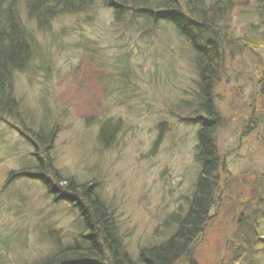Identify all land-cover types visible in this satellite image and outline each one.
<instances>
[{
  "label": "rangeland",
  "instance_id": "374dc122",
  "mask_svg": "<svg viewBox=\"0 0 264 264\" xmlns=\"http://www.w3.org/2000/svg\"><path fill=\"white\" fill-rule=\"evenodd\" d=\"M206 1L205 6L211 5L212 0ZM260 2L234 1L221 22L232 32V41H252L249 36L260 23ZM21 15L27 22L24 10ZM98 17L96 23L88 25L64 16L53 19L45 34L37 32L42 63L39 69L33 65L15 75L14 95L21 109L33 113L27 116L32 128L37 115L56 117L59 131L50 152L55 167L64 174L97 183L120 219L126 248L135 256L142 248L164 239L170 229L162 227V220L186 204L185 197L196 178L195 128L185 105L193 98L198 81L191 52L169 25L157 26L154 38L146 37V32L127 38L105 9L99 10ZM127 42L124 53L121 45ZM263 51L261 47L255 52L262 61ZM116 54L119 67L132 80L127 82L130 88L125 102L115 97L119 93L114 75L105 70ZM249 60L247 54L225 60L226 71L218 86L223 93L218 102L223 122L215 133L216 140L226 153L225 166L234 173L229 179L236 183L241 182L243 174L264 169V144L260 140L264 122L243 135L236 123L252 102L254 73ZM235 70L245 77L227 84L226 77L233 78ZM239 90L240 100L234 95ZM257 112L253 109L251 114ZM109 117H121L123 128L112 148L100 150L94 142L96 123ZM17 125L10 118L0 117V247L5 245V264H35L46 252L44 225L52 223L66 232L75 215L54 202L37 181L17 175L8 180V173L18 172L32 152ZM235 191L219 210L214 209L213 220L193 248L194 264H217L221 258L231 230L230 218L236 210L232 206Z\"/></svg>",
  "mask_w": 264,
  "mask_h": 264
},
{
  "label": "trees",
  "instance_id": "16d2710c",
  "mask_svg": "<svg viewBox=\"0 0 264 264\" xmlns=\"http://www.w3.org/2000/svg\"><path fill=\"white\" fill-rule=\"evenodd\" d=\"M234 1L212 0L211 5L205 6L206 0H0V117L10 118L11 122L18 124L16 129L32 147L26 163L18 172L10 171L8 180L17 175L37 181L52 195L54 202L63 204L75 215L66 232L52 223L44 225L46 252L35 264H194L188 260L187 247L198 234H205L213 220L214 217H208L209 208L214 206L219 210L234 190L232 206L236 210L230 218L231 230L217 264H264V169L251 174L239 171L245 175L241 182L237 181L239 183L229 179L231 176L234 178V173L225 166L226 153L217 145L215 134L223 122V112L217 101L221 95L218 86L226 71L225 60L242 54L250 57L248 65L254 73L250 108L264 112V77L260 84L254 81L255 76H264H259L264 61L255 53L264 45L262 36L252 30L249 36L252 41H232V32L221 24ZM101 9L108 12L127 38L137 37L140 32L154 38L157 26L169 25L191 52L198 81L193 98L185 105L190 115L189 122L195 128L193 161L197 166L196 178L185 197L186 204L162 220V227L170 229L164 239L142 248L135 256L126 248L120 219L106 202L97 183L64 174L55 167L50 152L59 131L56 117L34 114L37 116L35 129L32 128L28 124L33 122L27 117L32 112L21 109L14 95L15 75L26 72L33 65L39 69L42 63L37 32L45 34L50 30L53 19L64 16L76 17L78 23L84 20L93 25ZM23 10L27 22L23 21ZM121 46L125 53L129 44ZM116 57L117 54L110 57L113 62L105 70L114 75L117 96L122 95L115 97L125 102L129 97L126 91L130 88L127 82L132 80L127 79V71L119 67ZM233 74V78L226 77L227 84L245 77L239 70ZM241 94L240 90L234 91L236 99L240 100ZM121 120V117L98 119L94 134L98 149L107 150L116 144L123 128ZM260 140L264 144V135ZM60 182L63 185L59 186ZM4 247H0V264L7 262Z\"/></svg>",
  "mask_w": 264,
  "mask_h": 264
},
{
  "label": "water",
  "instance_id": "95a60500",
  "mask_svg": "<svg viewBox=\"0 0 264 264\" xmlns=\"http://www.w3.org/2000/svg\"><path fill=\"white\" fill-rule=\"evenodd\" d=\"M261 14H262V24L264 25V2L261 5ZM254 118L259 120V121H263L264 120V114H258ZM242 119H243V117H241L240 119L237 120L239 125H241ZM212 212H213V209L211 208L209 217L212 215ZM198 239H199V236L189 246V248H188L189 255H191V253L193 251V248H194V245H195V243L197 242Z\"/></svg>",
  "mask_w": 264,
  "mask_h": 264
},
{
  "label": "flooded vegetation",
  "instance_id": "af4514ba",
  "mask_svg": "<svg viewBox=\"0 0 264 264\" xmlns=\"http://www.w3.org/2000/svg\"><path fill=\"white\" fill-rule=\"evenodd\" d=\"M255 31H257V33H260V32H262L263 30L261 29V31L258 29V30H255ZM262 35H264V32H262ZM243 40V39H242ZM262 73H264V70L262 71ZM258 79H261V78H258ZM249 107H251V104L250 105H248ZM251 112H252V109H249V111H247V112H243L242 113V115L245 117V123H244V127L245 126H247V129H248V131L249 130H251V127L253 126V123L251 122V120H249V116H251L250 114H251ZM244 127H243V129H244ZM246 129V130H247ZM242 130V129H241ZM246 130H244V132L242 131L240 134L241 135H243V134H245V133H247L248 131H246Z\"/></svg>",
  "mask_w": 264,
  "mask_h": 264
},
{
  "label": "bare ground",
  "instance_id": "6f19581e",
  "mask_svg": "<svg viewBox=\"0 0 264 264\" xmlns=\"http://www.w3.org/2000/svg\"><path fill=\"white\" fill-rule=\"evenodd\" d=\"M222 81H223V79L221 80V82H222ZM221 82H220V83H221ZM215 93H216V95H217V96H219V93H218V92H215ZM222 94H223V93H221V95H220L219 99L221 98ZM219 99H218V101H217V105H219V104H218V102H219Z\"/></svg>",
  "mask_w": 264,
  "mask_h": 264
}]
</instances>
